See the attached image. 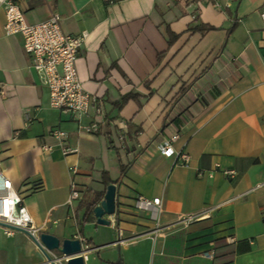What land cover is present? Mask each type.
<instances>
[{"label": "crops", "instance_id": "obj_1", "mask_svg": "<svg viewBox=\"0 0 264 264\" xmlns=\"http://www.w3.org/2000/svg\"><path fill=\"white\" fill-rule=\"evenodd\" d=\"M16 2L31 24L59 13L66 33L88 32L78 72L107 112L89 133L51 108L0 10V160L40 234L85 238V264H264V0ZM198 25L213 30H189ZM182 125L175 148L190 154L188 168L158 150ZM217 166L238 176L198 178ZM105 174L117 188L110 226L85 221L105 198ZM72 185L80 198L69 205ZM140 196L162 198L156 216L135 208ZM46 262L30 236L0 227V264Z\"/></svg>", "mask_w": 264, "mask_h": 264}, {"label": "built area", "instance_id": "obj_2", "mask_svg": "<svg viewBox=\"0 0 264 264\" xmlns=\"http://www.w3.org/2000/svg\"><path fill=\"white\" fill-rule=\"evenodd\" d=\"M112 4L114 0H105ZM6 15L5 33L8 36L20 35L24 40V51L31 58V69L35 72L39 83L47 88L50 97V107L60 112L68 113L78 123L79 129L92 133L99 129L107 114L105 100L97 94H92L84 88L80 79L77 62L79 54L88 39V32L79 35L66 33L62 28V16L54 13L43 22L31 24L27 21L25 12L16 0H0V10ZM264 22V14H262ZM91 118L88 126L83 125L85 119ZM182 125L170 136L164 137L158 144V150L166 158L175 160L176 165L190 167L192 158L184 149L177 150L175 144L181 138ZM125 130L123 124L115 123L114 129ZM113 129V131H114ZM51 136L66 143L67 134L61 128L51 130ZM66 151H69L67 149ZM222 173L228 179H235L238 173L232 169L217 166L214 170H199L198 178L214 179L216 173ZM80 198L75 185L68 200L73 205ZM162 206V198L147 199L138 197L135 208L156 216ZM0 227L8 236L17 230L26 231L34 237H39L40 229L34 222L23 195L15 189L11 179L5 174L0 160ZM83 250H92L85 238L79 239ZM230 241V240H229ZM86 258V254L84 255ZM56 264H67L71 258L62 255L53 257Z\"/></svg>", "mask_w": 264, "mask_h": 264}, {"label": "water", "instance_id": "obj_3", "mask_svg": "<svg viewBox=\"0 0 264 264\" xmlns=\"http://www.w3.org/2000/svg\"><path fill=\"white\" fill-rule=\"evenodd\" d=\"M117 207V188L114 184L109 185L102 203L94 208V216L99 225L110 226L111 222L106 217L115 215ZM26 233L43 252L46 257V264H56L55 259L50 255L58 251L64 258H71L67 264H85V254L92 250H83L79 239L60 240L54 235L42 233L34 237L24 230L15 229Z\"/></svg>", "mask_w": 264, "mask_h": 264}, {"label": "trees", "instance_id": "obj_4", "mask_svg": "<svg viewBox=\"0 0 264 264\" xmlns=\"http://www.w3.org/2000/svg\"><path fill=\"white\" fill-rule=\"evenodd\" d=\"M118 1H120V0H114V3L115 2H118ZM236 27H237V24L235 23L232 26V28L229 30V35H231L233 33V31L235 30ZM189 30L192 31V32H200V33L204 34V33L208 32V31L213 30V28L210 27V26L198 25L197 27L190 28ZM169 35H170V43H173L180 36V35L175 34L174 32H172L171 30H169ZM124 172L125 171H123V173ZM104 182L107 185H109V183H111L110 178H108V176L106 174L104 175ZM93 210H94V204H92L91 206H89V208H88V210H87V212L85 214V221H90V220H93L94 219V212H93ZM222 241H224V240H221L220 242H222ZM250 250H251V247L249 245L247 247H245V248L244 247H238L236 251H233L231 253L233 256L229 259V261H226V263L232 261V258L234 257V255H235L236 252L245 253V252H249ZM228 254L226 253L222 257H225ZM215 258L217 259L218 256L216 255Z\"/></svg>", "mask_w": 264, "mask_h": 264}]
</instances>
